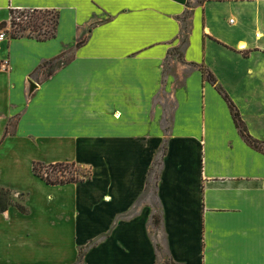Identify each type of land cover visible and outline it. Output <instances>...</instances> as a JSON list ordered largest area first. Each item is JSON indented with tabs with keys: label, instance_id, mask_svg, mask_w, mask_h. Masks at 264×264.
<instances>
[{
	"label": "crops",
	"instance_id": "0c3cea01",
	"mask_svg": "<svg viewBox=\"0 0 264 264\" xmlns=\"http://www.w3.org/2000/svg\"><path fill=\"white\" fill-rule=\"evenodd\" d=\"M189 1L0 0V24L12 9L61 14L46 41L0 27V186L28 208L0 211V264H74L110 231L82 264H264V0L191 7L167 71ZM71 52L52 74L41 66ZM165 140L157 198L142 197ZM35 162H76L91 178L49 184Z\"/></svg>",
	"mask_w": 264,
	"mask_h": 264
},
{
	"label": "trees",
	"instance_id": "16d2710c",
	"mask_svg": "<svg viewBox=\"0 0 264 264\" xmlns=\"http://www.w3.org/2000/svg\"><path fill=\"white\" fill-rule=\"evenodd\" d=\"M208 0H203V2ZM189 9L185 12L184 16L181 18L182 22V29L183 32L186 33L189 28V23L187 21L191 15V6L190 1L188 2ZM20 9H12L11 10V25L13 27V31L10 33V38H21V37H30L36 38L39 41H46L52 39L57 36L58 32V25L60 22V11L57 9H23L24 11L30 12L31 15L27 17V19H21L20 21L17 20L15 13ZM28 16V15H27ZM51 16V18L49 17ZM8 26V22H2L0 24L1 29H6ZM189 31V30H188ZM183 33L182 43L184 44L182 57L184 56V50L188 43V32L187 35ZM187 36V37H186ZM186 38V39H185ZM181 43V44H182ZM81 45V43L79 44ZM179 47V46H178ZM177 47V48H178ZM173 49L176 51V49ZM172 50V51H173ZM179 50V49H177ZM171 51V54H172ZM64 54L59 55L49 61H46L41 66H46L50 70L49 74H52L55 70L59 67L68 64L73 57L70 59L63 61ZM197 66V65H196ZM200 69L203 72V76L206 80L212 82L216 88L222 93L224 98L227 100L232 115L234 117L236 126L239 128L241 134L246 139V141L254 146L257 149H263L262 145L258 140L254 139L248 132L247 126L244 120L241 117V113L234 103V101L230 98L228 93L218 84V81L214 74L206 68L204 65L200 66ZM168 130V129H167ZM168 144L167 140H165L163 146L160 149L158 157L155 159L154 164L151 166L148 178H147V187L142 197H147L152 194V198H157V187H158V179H159V172L157 170L158 165L162 164L163 158L167 153ZM81 166L76 162H58L55 164H45L43 162H35L34 164V172L36 175L40 176L44 179L47 183L53 185H63L69 184L74 182H80L86 179L91 178V171L87 169L86 173L80 174ZM45 170V172H44ZM61 173V174H60ZM66 173H70V176H66ZM14 192L9 189L0 186V211L5 212L7 211L10 206H17L21 211L27 212V206L21 200H16L13 196ZM152 204L157 206L154 200H152ZM154 223L159 225L160 217L159 214L156 213L154 215ZM109 233L102 234L98 238L90 241L86 246L82 247L79 253V257L76 263L74 264H82L83 258L86 252L92 247L95 246L103 237L109 235ZM169 264V263H168ZM172 264H177L175 261H172Z\"/></svg>",
	"mask_w": 264,
	"mask_h": 264
},
{
	"label": "rangeland",
	"instance_id": "374dc122",
	"mask_svg": "<svg viewBox=\"0 0 264 264\" xmlns=\"http://www.w3.org/2000/svg\"><path fill=\"white\" fill-rule=\"evenodd\" d=\"M200 3H203V0H190V5L191 6H194V5H196V4H200ZM28 15V16H27ZM31 15V13L30 12H27V11H24L23 9H20V10H18L16 13H15V16L17 17V20L18 21H20L21 19H27V17H29ZM50 18H51V16H49ZM231 17H235L234 15H230V18ZM229 20V19H228ZM187 23H189V20L187 21ZM189 26V25H188ZM7 33H8V35L10 36V33L13 31V27H12V25H11V22H9L8 23V26L6 27V29H4ZM188 30H189V28H188ZM188 30H187V32H188ZM187 32L186 33H184L185 35H187ZM184 36V35H183ZM187 37V36H186ZM182 39H183V37H182ZM186 39V38H185ZM183 47H184V44L182 43V44H180V46L177 48V49H179V50H177L176 49V51L175 50H173L172 51V54H171V56H169L168 57V59H167V61H166V63H165V66H166V70L167 71H169V70H171L172 68H173V63H174V60H177V61H182L183 60V57H182V51H183ZM73 52H71V53H68V55H66L62 60L63 61H66V60H68V59H70L72 56H73V54H72ZM187 69H186V71H188V70H190V69H192L193 67H190V66H187L186 67ZM48 70H50L49 68H48ZM186 74H188V72H185L184 74H183V78L180 80L181 82H183V80H184V77L186 76ZM172 108V107H171ZM159 167H160V165H158V167H157V170L159 169ZM86 171H87V169L86 168H81V170L79 171L80 172V174L82 175L83 173H86ZM44 172H45V170H44ZM61 174V173H60ZM66 176H70V173H66ZM15 198H17L18 196H17V194H14L13 195ZM172 264V261H171V258H168L167 260H166V262L164 263V264Z\"/></svg>",
	"mask_w": 264,
	"mask_h": 264
},
{
	"label": "built area",
	"instance_id": "2783aa9c",
	"mask_svg": "<svg viewBox=\"0 0 264 264\" xmlns=\"http://www.w3.org/2000/svg\"><path fill=\"white\" fill-rule=\"evenodd\" d=\"M5 38H6V33L5 32H1L0 33V40H4ZM0 66L7 67L8 66V61H5V62L1 63Z\"/></svg>",
	"mask_w": 264,
	"mask_h": 264
},
{
	"label": "water",
	"instance_id": "95a60500",
	"mask_svg": "<svg viewBox=\"0 0 264 264\" xmlns=\"http://www.w3.org/2000/svg\"><path fill=\"white\" fill-rule=\"evenodd\" d=\"M30 83H31V91H33L36 88L37 84L32 80Z\"/></svg>",
	"mask_w": 264,
	"mask_h": 264
}]
</instances>
